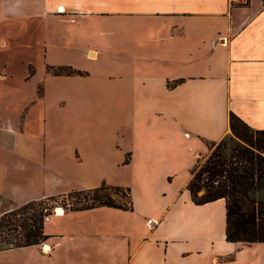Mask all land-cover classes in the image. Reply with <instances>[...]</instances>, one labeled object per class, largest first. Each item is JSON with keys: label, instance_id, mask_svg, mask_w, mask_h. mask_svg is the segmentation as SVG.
I'll use <instances>...</instances> for the list:
<instances>
[{"label": "crops", "instance_id": "crops-1", "mask_svg": "<svg viewBox=\"0 0 264 264\" xmlns=\"http://www.w3.org/2000/svg\"><path fill=\"white\" fill-rule=\"evenodd\" d=\"M7 3L0 0L6 209L109 181L98 171L126 154L137 178L130 209L62 207L42 221L48 251L15 248L36 249L45 256L37 264L217 262L210 213L200 207L212 200H191L189 172L180 187L172 181L171 146L219 139L228 111L264 128V0H18L4 11ZM15 61L26 69H11ZM57 65L81 72L48 71ZM102 135L118 140L117 159L95 147ZM222 236L237 249L264 243L226 241L224 217Z\"/></svg>", "mask_w": 264, "mask_h": 264}, {"label": "trees", "instance_id": "trees-1", "mask_svg": "<svg viewBox=\"0 0 264 264\" xmlns=\"http://www.w3.org/2000/svg\"><path fill=\"white\" fill-rule=\"evenodd\" d=\"M53 73H80L78 69L57 66ZM179 79L167 82V86ZM230 132L217 140H205L207 152L195 158L185 188L198 204L223 199L224 239L226 241H264V128H253L228 111ZM70 208L110 205L131 208L127 186L101 181L88 188H72ZM124 200L115 199L118 195ZM42 205L29 200L0 213V249L38 243L42 231Z\"/></svg>", "mask_w": 264, "mask_h": 264}, {"label": "rangeland", "instance_id": "rangeland-1", "mask_svg": "<svg viewBox=\"0 0 264 264\" xmlns=\"http://www.w3.org/2000/svg\"><path fill=\"white\" fill-rule=\"evenodd\" d=\"M116 58L119 62L118 65H120L122 56L121 58L116 56ZM30 60L32 64H38L39 62L38 58H31ZM21 64L22 63L20 61H15L12 64L11 69H26L27 66L23 68ZM57 66H51L50 69ZM50 69H48L49 72L51 71ZM228 132H230V129ZM205 140V138L197 136L193 138H181L179 141H176L172 144V155L177 164V169L176 171H174L175 173L173 174L174 178L172 179V181L178 183L179 187L181 186L185 177L188 175L189 169L195 161V158L199 155H204L207 152V145L205 143ZM118 143L119 142L117 139L114 140L112 137H109L107 135H102L99 138H95V147L105 149L107 153H113L112 155H114L115 159H117L119 155V145H117ZM127 156L128 155L126 154L122 162L115 163L114 161L113 163L106 165L104 169L99 170L98 172L103 174L105 180H109L105 181V183L127 186L131 194L132 192H134L136 196L137 178L134 175L132 165L127 164L126 162ZM47 174L49 177L51 176L49 173ZM69 190L61 194L50 195L39 199L41 205L46 208L45 211H43L42 209V212H50L52 207L65 208L72 205L73 197L71 195H67L69 193ZM114 196L117 200H124L119 196V194ZM8 206H10L9 201L0 196V213L6 210ZM200 207L204 208L206 213H210V220L208 224H206L210 228V243H208V245L218 253V261H213V264H264V243H252L249 245H244L241 248L237 249V247L239 246L238 242L230 244L223 240L222 231L224 215L223 202L221 199L212 200L210 202H207L206 205ZM198 210L199 208H196V212H198ZM42 242L44 244H48L44 242L43 239L39 241L37 244H39V249L41 251L44 250ZM36 251L37 250L34 248L11 247L0 249V264H37L36 260L38 259V257L44 258L45 256L38 255V252ZM219 251H221V253Z\"/></svg>", "mask_w": 264, "mask_h": 264}, {"label": "built area", "instance_id": "built-area-1", "mask_svg": "<svg viewBox=\"0 0 264 264\" xmlns=\"http://www.w3.org/2000/svg\"><path fill=\"white\" fill-rule=\"evenodd\" d=\"M236 2H240V3H244V2H246L247 0H235ZM42 209H43V211H45V207H42ZM51 214H57V212H56V210H55V207H52L51 208V210H50V212H43V214H42V221H44V220H46V219H48V217H49V215H51ZM44 243L42 242V245H43ZM49 246V245H48ZM48 250H49V247H48Z\"/></svg>", "mask_w": 264, "mask_h": 264}, {"label": "clouds", "instance_id": "clouds-1", "mask_svg": "<svg viewBox=\"0 0 264 264\" xmlns=\"http://www.w3.org/2000/svg\"><path fill=\"white\" fill-rule=\"evenodd\" d=\"M18 0H8L7 6L4 11L14 10L17 7Z\"/></svg>", "mask_w": 264, "mask_h": 264}, {"label": "bare ground", "instance_id": "bare-ground-1", "mask_svg": "<svg viewBox=\"0 0 264 264\" xmlns=\"http://www.w3.org/2000/svg\"><path fill=\"white\" fill-rule=\"evenodd\" d=\"M61 209L62 208H60V207L55 208L56 212H59ZM43 247H44V251H48V247H49L48 244H43Z\"/></svg>", "mask_w": 264, "mask_h": 264}]
</instances>
